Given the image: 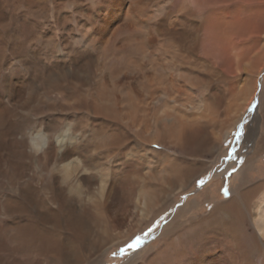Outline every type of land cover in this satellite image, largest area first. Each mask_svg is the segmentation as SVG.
Returning <instances> with one entry per match:
<instances>
[{
	"label": "bare ground",
	"instance_id": "bare-ground-1",
	"mask_svg": "<svg viewBox=\"0 0 264 264\" xmlns=\"http://www.w3.org/2000/svg\"><path fill=\"white\" fill-rule=\"evenodd\" d=\"M44 1L0 0V72H6L2 76L6 98L0 99V137L5 143L13 135L14 120L28 112L30 72L42 73L38 62L31 61L28 54V14L33 4ZM103 4L104 20L98 35L92 38L99 37L98 48L110 51L108 59H122L123 66H93L96 74L99 69L105 71L109 86L105 93L93 87L84 89L86 77L79 78L81 67L75 69V79L80 81L79 96L91 99L88 108L111 120V131L102 123L93 127L101 144L92 151H107L97 163L113 160L119 168L113 166L95 178L88 176L92 172L89 160L79 156L69 160V150L60 154L61 159H68L61 164L67 167L66 177L62 183L48 186L51 195L43 199V206H62L68 194L75 193V232L85 237L94 225H104L106 231L102 238L99 235L98 243L84 247V257L80 249L70 254L67 264H85L94 256L108 253L115 241L130 238L135 229L166 211L172 198L204 173L212 156L207 157L219 155L237 124L241 127L239 141L245 135V141L252 142L260 134L264 117V97L258 98L264 70V0H105ZM3 31L12 41L9 51L16 54L19 67L7 61L10 57H3ZM49 79L58 81V72ZM48 90L50 94L55 91ZM11 105L18 108L11 109ZM245 117L249 120L242 127ZM22 138L25 140L24 134ZM47 138L37 133L29 142L53 148ZM137 142L175 147L179 156L152 150L159 160L150 163L154 166L148 162L145 165L141 157L131 158ZM21 154L27 157L25 150ZM255 166L247 164L232 176L229 198L217 199L212 194L207 202L213 206L208 212L201 213L199 195L174 207L162 226L161 246L143 256L151 244L137 256H130L125 264H264V180L252 177ZM27 173L24 166L19 175L24 200L30 198ZM71 177H75V186ZM21 203L15 208L23 213L21 226L25 231L28 208L25 201ZM190 223L201 225V229L190 235L187 229H178ZM112 228L118 233L110 237ZM26 233H22L25 241ZM191 241L194 244L190 246ZM62 247H51L48 252L61 256L66 253Z\"/></svg>",
	"mask_w": 264,
	"mask_h": 264
},
{
	"label": "rangeland",
	"instance_id": "rangeland-1",
	"mask_svg": "<svg viewBox=\"0 0 264 264\" xmlns=\"http://www.w3.org/2000/svg\"><path fill=\"white\" fill-rule=\"evenodd\" d=\"M103 2L105 0H45L43 4H33L29 11L28 54L31 61L35 59V63L38 62L36 66L42 68V73L30 72L32 84L29 92L28 112L22 118L14 120L13 135L8 142H3L0 137V252H2L0 254V264H6L9 258L12 259L11 261L8 260L10 264H67L70 254H75V250L80 249V255L84 257L82 252L85 249L84 247H87L90 243H98L99 235L100 237L106 235L104 225L100 228L94 225L85 237H80L75 232V217L78 215L74 209L75 193L68 194L70 193L68 192L67 200L63 202L62 206H60V203L43 206L42 203L44 198L48 199L51 195L48 186L52 188L51 185L57 184V182L58 184L62 183L61 180L66 177L65 170H67V167L63 168L61 164L64 165V162H67L68 159L78 158L79 156L89 160L88 164L92 172H89L88 176L93 175L95 178L102 177L113 166L119 168L118 165H115L117 161L103 160L104 157L102 158L104 163H101V165L97 163L107 151H92L95 146L101 144V137L99 138L93 132V127L95 123L98 126L102 123V127L107 126L105 130L111 131L112 128L109 126L111 120L108 121L95 115L88 108L91 99L79 96L77 83L80 81L75 79V69L81 67L79 78L86 77L83 80L85 81L84 89L93 87L100 93H105L109 89L105 71L99 69L96 74L92 71L93 66H96L97 69L101 68L102 64L116 69L123 66L122 59H108L110 58V51L98 48L99 37L97 40L92 38L98 35V30H100L104 20ZM8 38L6 32L3 31L1 41L3 45L1 47L5 49L3 57H10L7 61L12 62L14 67H19L16 54L13 53V55L9 51L12 41ZM107 60H109V63H107ZM95 62H98V65ZM53 72H58L60 78L58 81L49 79ZM5 73L4 70L0 72V99L6 98L5 81L2 77ZM88 74L90 77L87 79ZM40 76L41 78H39ZM42 78L43 81H41ZM260 79L258 98L261 100L264 97V70L260 75ZM49 87L55 90L51 94L48 92ZM16 108H18L16 105L11 107V109ZM72 108L74 109L72 110ZM248 120L246 117L243 119L241 122L242 127ZM112 122L115 123L114 120ZM261 123L260 134L254 137L252 142H246L245 135L239 141L241 127L237 124L229 133L228 140L220 148L219 155L213 154L207 157L212 156L209 158L211 160L210 166L189 188L172 198L165 209L166 211L155 216L152 220H148L142 225V228L135 229L131 237L124 242L122 240H119L121 243L115 241L114 246L104 256L102 254H99L98 257L94 256L93 260H86L85 264H125L130 256L135 254L137 256L138 252L152 244V247L143 255L147 257L150 250L152 251L161 246L163 242L162 226L174 207H180L184 205L188 198L199 195L197 197L201 201L200 205H203L201 213L208 212L213 206L212 203L207 202L212 194L217 199L229 198L231 196L232 176L247 164H256L254 170H251L252 177L257 180H264V117ZM108 131L105 133L108 134ZM37 133H41L42 136L46 135L53 148L47 149L42 144L38 146L31 145L32 143L29 141ZM22 134H24L25 140L22 138ZM57 138L60 139L59 143H56ZM237 142L239 143L234 150ZM136 144L135 150L131 152V158L137 155L141 157L143 162L145 160V165L147 162L149 165L159 160V155L156 156V153H153L152 150H155V152L162 151V153L172 157L179 156V151L175 147H165L159 143L137 142ZM23 150L26 152V158L21 154ZM68 150L71 151L69 158L67 160L61 159L60 154ZM230 165L231 168L227 170ZM24 166L28 172L27 175L30 176H27L26 179L30 190L29 200L26 198L24 200L23 196L20 195L22 180L19 175ZM55 166L59 172H57ZM150 166H154V164H150ZM73 170H71L72 173ZM216 170H219V173ZM71 179L75 186V177H71ZM200 181H203V183H200ZM22 201H25L28 208L26 214L28 227L25 230L27 232L26 241L24 240L25 231L21 226L24 221L22 218L23 213L17 212L15 208L19 207ZM35 201H38V203ZM156 214L154 213V215ZM189 225L184 229L181 224L178 229L181 231L187 229V233L190 232L189 235L201 229L199 224L190 223ZM155 232H158L157 235L154 234ZM110 233L109 235L112 237L118 232L112 228ZM152 235L154 236L151 237ZM143 242V247L139 248ZM193 244L192 241L189 243L190 246ZM56 246H63L62 248H65L66 253H62L60 256L48 252L51 247ZM179 246L180 244L176 240L175 247L178 248ZM75 247L76 249H74ZM42 250L46 251V255L44 254L45 251ZM149 256L153 257L152 255ZM165 256L162 255V257ZM4 257L6 258L4 259ZM65 259L66 261H64Z\"/></svg>",
	"mask_w": 264,
	"mask_h": 264
},
{
	"label": "snow or ice",
	"instance_id": "snow-or-ice-1",
	"mask_svg": "<svg viewBox=\"0 0 264 264\" xmlns=\"http://www.w3.org/2000/svg\"><path fill=\"white\" fill-rule=\"evenodd\" d=\"M200 183H203V181H200Z\"/></svg>",
	"mask_w": 264,
	"mask_h": 264
}]
</instances>
